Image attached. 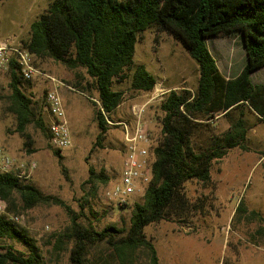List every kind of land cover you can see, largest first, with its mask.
Here are the masks:
<instances>
[{"label":"trees","instance_id":"trees-1","mask_svg":"<svg viewBox=\"0 0 264 264\" xmlns=\"http://www.w3.org/2000/svg\"><path fill=\"white\" fill-rule=\"evenodd\" d=\"M149 28L166 32L181 44L198 65V80L194 91L172 89L159 102L160 130L151 145L152 179L133 201L127 227L113 223L97 229L80 221L60 198L0 171V198L8 213L20 216L42 204L61 205L70 213V224L56 240L59 249L65 241L71 243V264H160L145 227L162 220L185 221L199 211L202 201L189 198L187 183L215 187L211 177L214 162L230 149H247L245 110L264 120V84L250 78L264 66V0H52L31 22L22 46L32 54L34 66L39 59L51 58L74 72L73 87L83 93L96 92V99H91L98 128L95 144L102 145L111 128L107 117L124 99V91L115 86L127 83L134 93L150 94L156 84L145 65L133 60L136 43ZM236 33L242 35L246 60L236 77L227 78L209 50L207 38ZM3 77L7 93H0V110L14 116V131L23 147L30 150L33 144L28 132L33 126L48 138L65 171L62 149L50 142L45 94L33 99L34 94L28 93L32 79L23 78L14 62L0 75V82ZM221 116L229 119V126L214 132L212 124ZM89 172L87 182L102 179L92 168ZM234 216L258 223L255 232L264 235V217L258 210L248 209L240 200ZM6 239L22 243L25 249H16ZM0 264H49L26 230L6 214L0 215Z\"/></svg>","mask_w":264,"mask_h":264},{"label":"rangeland","instance_id":"rangeland-1","mask_svg":"<svg viewBox=\"0 0 264 264\" xmlns=\"http://www.w3.org/2000/svg\"><path fill=\"white\" fill-rule=\"evenodd\" d=\"M52 0H5L0 2V40L17 39L22 42L29 36L31 22L42 14ZM207 45L217 65L227 78L236 77L246 60L243 38L240 33L230 37H209ZM144 64L156 77L150 94L134 93L128 84L116 85L124 91V99L115 112L107 117L111 128L102 145H96L97 124L94 120L92 100L96 92H81L70 83L74 72L51 58L36 61L41 72L32 78L28 93L39 99L52 87L49 75L59 81L66 120L71 133V145L53 153L49 140L38 129L28 127L33 144L30 150L23 147V140L14 131V116L0 110V142L16 164L35 167L20 178L39 188L44 194L60 198L79 220L97 229L108 224L127 227L133 201L118 205L108 199L105 190L115 182L122 170L123 133L121 122H133L134 112L148 102L143 120L158 136L160 125L158 109L161 99L172 89L194 91L198 80V65L187 51L166 32L157 33L149 28L141 33L133 58ZM83 74L82 70H77ZM253 83L264 84V66L253 71ZM0 82V93H7L5 79ZM63 82V83H62ZM92 99V100H91ZM247 131L246 150L230 149L212 166L211 177L215 187L203 188L197 181L188 182L186 193L192 201H202L203 207L185 221L152 223L145 227L146 237L153 242L160 264H264V235L256 233L258 223L244 221L234 216L240 200L248 209L258 210L264 217V120L254 111L245 110ZM229 119L219 117L213 122V131L221 132L229 126ZM92 168L96 178L87 182ZM99 176V177H100ZM107 177L104 182L103 178ZM139 199V198H138ZM35 241L49 264H71L69 248L65 241L62 249L57 246V236L70 224V213L61 205L42 204L20 213L17 221ZM5 243L16 249L25 246L16 240Z\"/></svg>","mask_w":264,"mask_h":264},{"label":"built area","instance_id":"built-area-1","mask_svg":"<svg viewBox=\"0 0 264 264\" xmlns=\"http://www.w3.org/2000/svg\"><path fill=\"white\" fill-rule=\"evenodd\" d=\"M17 64L23 78L32 79L41 72L32 63V54L23 48L22 42L17 39L0 40V75H3L11 63ZM48 76L52 81V87L45 93L48 114L51 118L49 125L50 142L55 148L64 149L71 145V133L66 120L63 101L58 91L59 82ZM149 100L143 103L134 112L133 122H121L123 133V162L118 179L105 190L108 199L118 205L128 202L130 197L140 196L152 179L154 158L151 153L153 137L148 126L143 120V113ZM35 167V163L29 165L16 164L15 159L6 153L0 142V171L13 173L17 176L25 174L27 170ZM6 214L9 218L18 221L19 215L7 212V205L0 198V215Z\"/></svg>","mask_w":264,"mask_h":264}]
</instances>
